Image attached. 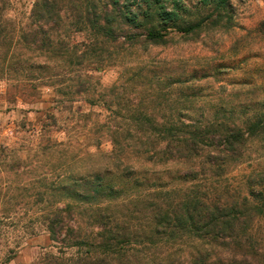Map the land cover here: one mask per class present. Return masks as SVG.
I'll use <instances>...</instances> for the list:
<instances>
[{
  "label": "trees",
  "instance_id": "trees-1",
  "mask_svg": "<svg viewBox=\"0 0 264 264\" xmlns=\"http://www.w3.org/2000/svg\"><path fill=\"white\" fill-rule=\"evenodd\" d=\"M63 1L35 0L22 32L23 40L34 47L29 51L55 56L61 63L14 64L20 75L61 96L69 93L55 86L65 75L73 76V95L88 92L92 72L109 44L115 51L157 46L165 43L167 28L188 35L207 20L183 27L160 0H83V13H69L73 31L62 32L60 39ZM230 1L205 0L204 6L223 12ZM140 2L143 11L133 13ZM3 12L0 0V48L7 40ZM77 35L83 40L70 45ZM57 67L68 71H55ZM131 113L122 119L139 124L116 128L110 135L112 170L81 174L70 159L43 174L49 191L39 197L51 203L41 219L57 251L45 255L40 264H135L129 254L134 244L149 251L145 264H264V172L242 177L232 188L213 181L242 162L249 142L259 141L264 152V107L248 116L228 111L222 113L226 117L195 121L180 109L162 118L160 125L144 110ZM45 119L42 131L55 127L53 115ZM126 151L132 152L130 163L122 158ZM148 166L158 169L151 172ZM126 205L141 213L143 225H124L121 210ZM84 215L92 229L88 233L79 222Z\"/></svg>",
  "mask_w": 264,
  "mask_h": 264
},
{
  "label": "rangeland",
  "instance_id": "rangeland-1",
  "mask_svg": "<svg viewBox=\"0 0 264 264\" xmlns=\"http://www.w3.org/2000/svg\"><path fill=\"white\" fill-rule=\"evenodd\" d=\"M34 1L4 0L2 13L7 40L0 48V150L6 149L0 152V264H40L45 255L56 253L57 246L41 219L51 203L39 197L49 191V181H42V176L51 166L70 159L81 174L112 170L110 135L116 128L139 124L123 116L144 110L153 115V124L160 125L162 118L180 109L195 121L226 117L222 113L228 111L248 116L264 107V0H231L223 12L204 6L205 0H160L183 27L207 20L188 35L167 28L165 43L157 46L115 51L109 44L92 72L88 92L80 96L73 95L72 75L63 76L60 86H55L69 93L61 96L54 88L20 75L14 65L17 61H46L51 67L61 63L55 56L29 51L34 47L22 38ZM61 7L65 19L57 27L60 39L62 32L73 31L69 13H83L85 2L64 0ZM132 9L141 13L144 7L140 2ZM82 40L77 35L70 45ZM57 70L66 73L68 68ZM172 79L185 82L173 84ZM47 115L55 117L56 125L42 131ZM260 147L259 141L249 142L242 162L229 166L222 178L213 181L232 188L242 177L264 172ZM130 153L122 157L129 163ZM136 210L132 205L121 210L123 223L130 229L144 222ZM87 221L85 215L79 219L88 233L92 229ZM134 245L129 251L133 262L145 264L149 251Z\"/></svg>",
  "mask_w": 264,
  "mask_h": 264
}]
</instances>
